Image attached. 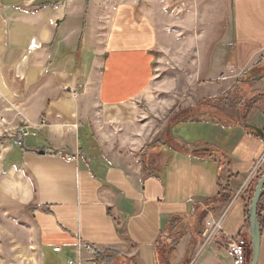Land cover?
I'll use <instances>...</instances> for the list:
<instances>
[{
  "label": "crops",
  "instance_id": "crops-1",
  "mask_svg": "<svg viewBox=\"0 0 264 264\" xmlns=\"http://www.w3.org/2000/svg\"><path fill=\"white\" fill-rule=\"evenodd\" d=\"M196 2L199 30L217 28L219 2L228 29L208 55H199L196 98L170 128L183 149H164L166 162L142 175L138 160L111 154L86 120L89 86L97 72L95 98L108 123L132 122H121V111L152 82L164 6L159 0H0V92L17 112L12 128L23 123L36 132L23 138L11 165L20 164L11 197L30 208L38 264H47L50 253L54 264H66L77 235L105 255L98 264H159L158 249L175 236L165 264H232L229 239L246 232L248 200L264 174V0ZM171 9L167 20L180 7ZM228 92L231 104H204ZM262 157L260 175L250 180ZM244 184L222 232L202 247L204 223ZM221 187L230 199L206 207ZM202 208L205 218L194 232L186 222ZM259 218L256 264H264V209Z\"/></svg>",
  "mask_w": 264,
  "mask_h": 264
},
{
  "label": "rangeland",
  "instance_id": "rangeland-1",
  "mask_svg": "<svg viewBox=\"0 0 264 264\" xmlns=\"http://www.w3.org/2000/svg\"><path fill=\"white\" fill-rule=\"evenodd\" d=\"M171 1L172 4L165 9L164 5L168 0H159L160 5L164 6V12L159 15V45L156 49L155 73L152 82L140 98L128 104L121 111L123 114L121 122L127 118L132 122L108 123V120L103 117L104 111L98 106L95 98L97 72L91 78L89 86V112L86 120L93 122L104 146L111 154L124 156L130 163L138 160L141 169L143 167L147 171H153V167L156 170L166 162L165 156L161 159L165 145L175 150L183 149L181 143L172 136L170 128L173 123L181 121L183 111L189 107L191 99L196 98V80L201 81L198 77L199 55L200 57L208 55L213 44L228 29L225 22L227 17L225 7L221 2L216 4L222 14L219 17L220 23L216 25L217 28L199 30L200 17L197 15L196 0ZM173 4L175 8L180 7V9L174 14L170 13L168 17L171 20H167V13L172 10ZM205 65L207 64L203 62V68ZM7 99V96H3L0 92V264H38V236L30 208L16 204L11 197L14 191L12 182L16 177L14 171L20 172V164H17L15 170L11 165L17 158V152L22 148L24 137L21 131L30 132L32 129L28 126L23 127V123H20L19 129L12 128L14 122L17 121V119L14 120V113L17 112ZM230 101L228 100L227 103ZM220 109L221 111L223 109V115L230 116L234 113L233 108ZM31 139L26 138V140ZM144 161L147 168L144 166ZM150 161H152L151 164ZM253 192L254 189L251 191L252 195ZM252 195L248 200L246 212L248 233L249 217L247 215ZM203 209L196 212L195 216L186 222L187 228L194 232L200 231L203 219L200 223L199 220ZM178 230V232L183 230V226ZM203 231H205L204 228ZM244 234L245 232H242L241 236ZM54 257L53 253L47 254V264H54L52 260ZM248 258H251V244ZM97 259L99 260V257ZM120 260L122 259H115L114 264H129L127 261Z\"/></svg>",
  "mask_w": 264,
  "mask_h": 264
},
{
  "label": "built area",
  "instance_id": "built-area-1",
  "mask_svg": "<svg viewBox=\"0 0 264 264\" xmlns=\"http://www.w3.org/2000/svg\"><path fill=\"white\" fill-rule=\"evenodd\" d=\"M21 135L23 137L32 135L35 136L36 132L30 130H22ZM74 157H67V160H74ZM263 161V157L256 162L254 169L251 172L250 180L252 178H257L260 175V168ZM250 182V181H249ZM248 184V182H247ZM247 184H244L241 186L239 191L236 193V195L231 200L230 204L226 207V209L216 218L209 219L205 222V231L203 234V243L202 247L209 244L214 238L217 237V235L222 232V226L225 220V215L232 205V203L239 198L240 194L245 192L247 188ZM249 233L246 231L243 236L238 235L236 237L230 238L228 242V249L232 256V264H248L249 258L248 253L250 252V239H249ZM54 253H60L61 248L60 247H54L53 248ZM89 254V258L86 259L83 257V254ZM101 253H97L92 246L85 242L79 235L76 236V242L73 249V255L72 257L68 258L66 260V264H96L97 258L99 257Z\"/></svg>",
  "mask_w": 264,
  "mask_h": 264
},
{
  "label": "trees",
  "instance_id": "trees-1",
  "mask_svg": "<svg viewBox=\"0 0 264 264\" xmlns=\"http://www.w3.org/2000/svg\"><path fill=\"white\" fill-rule=\"evenodd\" d=\"M233 92H228L227 94H224V95H222V96H220V97H218V98H215V99H213V100H205V103L204 104H209V105H213V104H215V105H218V106H220V105H229V104H231L232 102L231 101H233L232 99H231V95H233L232 94ZM228 100H231L229 103H227V101ZM213 117V116H212ZM212 119H215V118H212ZM196 120V119H195ZM181 121H183V118L181 119ZM91 137V136H90ZM154 143V142H153ZM152 143V144H153ZM154 148V147H153ZM168 148H170L168 145L166 146H164L163 147V150L164 149H168ZM159 152H161L160 150H159ZM146 159H148V157H146ZM219 168L220 169H222V167L225 165V159H224V157H220L219 158ZM152 163V161H150V164ZM153 164H154V161H153ZM144 166L147 168L148 166H147V164L145 163V161H144ZM151 171V170H150ZM153 171H154V167H153ZM146 172H149V171H147V170H145L143 167H142V175L144 174L145 175V173ZM222 176V179L224 178V175L223 174H220L219 175V177H221ZM230 191L228 190V187H221V189H220V192L217 194V195H215L214 197H212V198H209V199H206V200H204V204H205V206L206 207H210L211 205H214V204H222V203H225V202H227L230 198ZM248 207V206H247ZM196 209V208H195ZM262 209H264V191L262 192V194H261V196H260V199H259V201H258V206H257V217H258V221H259V224H261V220H260V218H259V212L262 210ZM206 211V210H205ZM205 211L204 212H202V214H201V217H200V220H199V223H200V221L203 219L204 220V218H205V216H204V214H205ZM195 216V215H194ZM179 218H177V220H178ZM175 221V220H174ZM261 226V225H260ZM180 233V232H179ZM179 233H177V234H179ZM176 233H175V235H177ZM178 236L179 235H177V239H178ZM174 242H176V236H175V239H173L171 242H169L166 246H164V248H162V249H158V263L159 264H165L166 263V261H167V259H168V257H169V254H170V252L172 251V248L174 247ZM169 247H171L170 249H169ZM104 254L103 253H101L100 255H99V261H102V259H104ZM98 261V260H97Z\"/></svg>",
  "mask_w": 264,
  "mask_h": 264
},
{
  "label": "water",
  "instance_id": "water-1",
  "mask_svg": "<svg viewBox=\"0 0 264 264\" xmlns=\"http://www.w3.org/2000/svg\"><path fill=\"white\" fill-rule=\"evenodd\" d=\"M43 154V152H40ZM264 191V174L258 179L248 208L249 239L251 244V258L249 264H256L260 242V224L257 217L258 201Z\"/></svg>",
  "mask_w": 264,
  "mask_h": 264
}]
</instances>
